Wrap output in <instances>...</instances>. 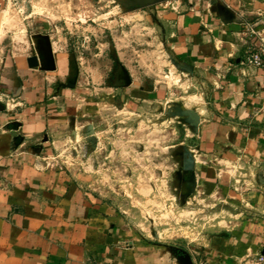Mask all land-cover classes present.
Returning a JSON list of instances; mask_svg holds the SVG:
<instances>
[{
	"label": "crops",
	"instance_id": "crops-1",
	"mask_svg": "<svg viewBox=\"0 0 264 264\" xmlns=\"http://www.w3.org/2000/svg\"><path fill=\"white\" fill-rule=\"evenodd\" d=\"M156 9L200 118L191 122L198 186L240 205L235 220L187 247L146 242L55 168L52 157L100 100L139 110L160 94L108 77L102 89L52 43L0 65V264H264V70L240 63L246 23L264 18V0H168Z\"/></svg>",
	"mask_w": 264,
	"mask_h": 264
},
{
	"label": "rangeland",
	"instance_id": "rangeland-1",
	"mask_svg": "<svg viewBox=\"0 0 264 264\" xmlns=\"http://www.w3.org/2000/svg\"><path fill=\"white\" fill-rule=\"evenodd\" d=\"M137 1L1 0L0 65L50 52L55 43L102 89L107 77L127 85L124 70L129 86L159 88L160 98H147L139 110L100 100L52 163L112 205L138 239L187 247L223 233L240 205L199 188L191 151L196 137L186 113L192 93L174 68L160 3L142 8Z\"/></svg>",
	"mask_w": 264,
	"mask_h": 264
},
{
	"label": "built area",
	"instance_id": "built-area-1",
	"mask_svg": "<svg viewBox=\"0 0 264 264\" xmlns=\"http://www.w3.org/2000/svg\"><path fill=\"white\" fill-rule=\"evenodd\" d=\"M245 34L247 45L244 51L242 66L264 70V18L258 15L255 20L246 23ZM264 262L262 258L260 260Z\"/></svg>",
	"mask_w": 264,
	"mask_h": 264
},
{
	"label": "water",
	"instance_id": "water-1",
	"mask_svg": "<svg viewBox=\"0 0 264 264\" xmlns=\"http://www.w3.org/2000/svg\"><path fill=\"white\" fill-rule=\"evenodd\" d=\"M164 1H168V0H138L137 5L142 7V8H147V7L154 6V5L161 3V2H164ZM28 62H29V66L31 68H37L39 66V60H38L37 56L31 57L28 60ZM124 73H125L127 85H129L131 82L129 74L125 70H124ZM186 113L190 117L192 124L198 125L200 123V118L194 111H189Z\"/></svg>",
	"mask_w": 264,
	"mask_h": 264
}]
</instances>
